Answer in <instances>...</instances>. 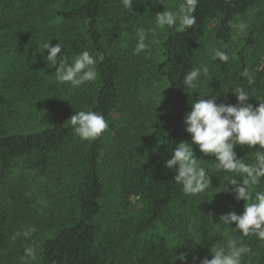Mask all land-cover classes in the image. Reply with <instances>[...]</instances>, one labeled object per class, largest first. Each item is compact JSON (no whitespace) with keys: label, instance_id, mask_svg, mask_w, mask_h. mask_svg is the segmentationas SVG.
I'll use <instances>...</instances> for the list:
<instances>
[{"label":"trees","instance_id":"trees-1","mask_svg":"<svg viewBox=\"0 0 264 264\" xmlns=\"http://www.w3.org/2000/svg\"><path fill=\"white\" fill-rule=\"evenodd\" d=\"M170 1L134 0L131 12L121 0H0V264H200L233 238L251 248L243 264H264V241L217 224L243 212L246 201L223 192L242 177L217 173L215 157L194 144L212 188L185 194L165 167L179 142L191 143L183 118L201 93L235 105L232 89L243 87L249 103L264 101V0H198L196 23L183 32L155 22L184 2ZM141 28L149 48L136 55ZM59 41L70 60L96 56V80L57 82L44 44ZM214 49L229 61L214 59ZM202 65L208 75L187 91L184 75ZM25 98L31 108L22 110ZM89 109L109 126L83 141L68 120ZM15 114L30 120L23 130L8 128ZM259 147L235 151L252 163ZM251 191H264V178Z\"/></svg>","mask_w":264,"mask_h":264},{"label":"clouds","instance_id":"clouds-1","mask_svg":"<svg viewBox=\"0 0 264 264\" xmlns=\"http://www.w3.org/2000/svg\"><path fill=\"white\" fill-rule=\"evenodd\" d=\"M133 2L134 0H121L122 6L131 12ZM197 3L198 0H184L176 10L165 8V11L156 14L155 22L158 26H167L183 32L196 23L194 12ZM247 27L243 21L237 25L241 33L245 32ZM137 35L134 54L139 55L149 48V44L146 42L147 35L144 29H138ZM62 48L64 47L60 41L55 46L50 42L44 44L47 52L46 62L49 68L56 69L54 74L58 83L79 87L97 79L96 56L84 50L70 60L66 52L62 54ZM214 59L226 63L230 57L226 51L214 49ZM208 73L207 65L188 71L183 78L186 90L196 88L201 75L207 76ZM242 75L252 82V76L247 69ZM232 92L238 100L235 105L218 103L217 94L201 93L200 99L191 102V110L183 118L185 131L191 135V143L179 142L173 149L171 158L165 161V167L174 170V181L182 185L185 194L196 195L212 188V180L206 168L198 164L192 145H198L200 152L205 155L214 156L217 173H236L238 177L243 178L242 182L235 177L228 179L223 192L231 191L237 201H246L241 214L235 211L221 214L220 223L217 224L232 227L235 223L233 228L239 231L242 237L255 235L264 241V191L255 192L254 197L251 191L252 186L264 178V101H260L258 106L249 103V93L243 87H234ZM206 96L208 98H205ZM69 121L74 134L83 141L96 140L109 126L102 113L90 109L76 111ZM237 145H246L249 150L260 146L253 152L252 163H246L237 157L235 151ZM31 232H35V228L24 231L23 235L27 237ZM24 251L26 257L35 259V248L27 247ZM250 252V246L242 240L233 238L227 241L226 247L217 246V243L212 245V258L205 257L200 264H243L244 257ZM178 259L186 262L187 256L182 253Z\"/></svg>","mask_w":264,"mask_h":264},{"label":"rangeland","instance_id":"rangeland-1","mask_svg":"<svg viewBox=\"0 0 264 264\" xmlns=\"http://www.w3.org/2000/svg\"><path fill=\"white\" fill-rule=\"evenodd\" d=\"M177 1L178 0H171V7H176L177 6ZM253 13L254 12H251L250 15L251 17L253 16ZM264 65V64H263ZM7 76H9V74L7 73ZM2 77V73H0V79ZM16 93H12V98L15 96ZM19 97H17L18 99ZM30 101L28 98H25L23 101H21L20 105H21V108L22 110L23 109H28V108H31L29 107L30 106ZM17 107V105H15ZM19 107V106H18ZM5 121V120H4ZM3 120H1L0 122H4ZM6 122L8 123L7 126L10 130L14 131V130H23V128H26V125L27 123L30 122V120L26 117L25 120L23 119H20V117L15 114L14 117H7L6 118Z\"/></svg>","mask_w":264,"mask_h":264}]
</instances>
